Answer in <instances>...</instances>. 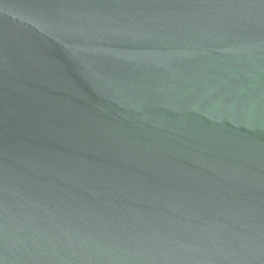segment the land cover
Masks as SVG:
<instances>
[{
	"label": "water",
	"instance_id": "obj_1",
	"mask_svg": "<svg viewBox=\"0 0 264 264\" xmlns=\"http://www.w3.org/2000/svg\"><path fill=\"white\" fill-rule=\"evenodd\" d=\"M0 264H264V0H0Z\"/></svg>",
	"mask_w": 264,
	"mask_h": 264
}]
</instances>
